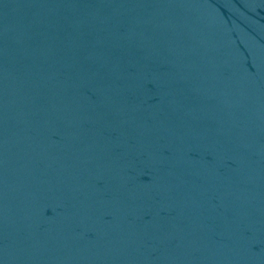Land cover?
Returning a JSON list of instances; mask_svg holds the SVG:
<instances>
[{
	"label": "water",
	"instance_id": "water-1",
	"mask_svg": "<svg viewBox=\"0 0 264 264\" xmlns=\"http://www.w3.org/2000/svg\"><path fill=\"white\" fill-rule=\"evenodd\" d=\"M0 264H264V0H0Z\"/></svg>",
	"mask_w": 264,
	"mask_h": 264
}]
</instances>
